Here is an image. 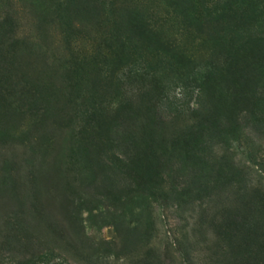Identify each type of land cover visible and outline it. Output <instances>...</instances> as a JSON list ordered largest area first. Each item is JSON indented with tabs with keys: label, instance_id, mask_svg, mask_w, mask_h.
<instances>
[{
	"label": "rangeland",
	"instance_id": "obj_1",
	"mask_svg": "<svg viewBox=\"0 0 264 264\" xmlns=\"http://www.w3.org/2000/svg\"><path fill=\"white\" fill-rule=\"evenodd\" d=\"M0 264H264V0H0Z\"/></svg>",
	"mask_w": 264,
	"mask_h": 264
},
{
	"label": "trees",
	"instance_id": "obj_2",
	"mask_svg": "<svg viewBox=\"0 0 264 264\" xmlns=\"http://www.w3.org/2000/svg\"><path fill=\"white\" fill-rule=\"evenodd\" d=\"M251 39L252 38H249V40H245L243 43H241L240 46L234 48L233 52L230 51L233 55L231 56V61L229 63V68L227 69V71L220 70L212 72L211 70H208L204 72L201 77L202 89H200L201 91L199 92H205V94L209 97H214L215 93L218 90V78H216L217 76L225 75L226 77H230L229 80H231L232 82H236L238 80V77L241 76V73L239 72H242V69H239L240 63L246 64L248 62L246 59H248L249 57L250 50L252 51ZM132 170L135 172L134 169Z\"/></svg>",
	"mask_w": 264,
	"mask_h": 264
}]
</instances>
